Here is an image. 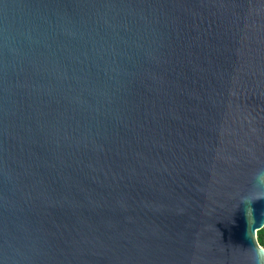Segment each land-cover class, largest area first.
<instances>
[{"label":"water","instance_id":"obj_1","mask_svg":"<svg viewBox=\"0 0 264 264\" xmlns=\"http://www.w3.org/2000/svg\"><path fill=\"white\" fill-rule=\"evenodd\" d=\"M259 168L264 0H0V264H249Z\"/></svg>","mask_w":264,"mask_h":264},{"label":"clouds","instance_id":"obj_2","mask_svg":"<svg viewBox=\"0 0 264 264\" xmlns=\"http://www.w3.org/2000/svg\"><path fill=\"white\" fill-rule=\"evenodd\" d=\"M253 184L255 188L260 191H253L251 193L244 194L241 200H248L253 196H264V168H259L254 173ZM257 193L258 195H253ZM248 233H246V236ZM249 264H264V245L256 242L255 234L251 235V243L248 247Z\"/></svg>","mask_w":264,"mask_h":264},{"label":"trees","instance_id":"obj_3","mask_svg":"<svg viewBox=\"0 0 264 264\" xmlns=\"http://www.w3.org/2000/svg\"><path fill=\"white\" fill-rule=\"evenodd\" d=\"M257 235L261 237V243L264 244V227L257 231Z\"/></svg>","mask_w":264,"mask_h":264},{"label":"snow or ice","instance_id":"obj_4","mask_svg":"<svg viewBox=\"0 0 264 264\" xmlns=\"http://www.w3.org/2000/svg\"><path fill=\"white\" fill-rule=\"evenodd\" d=\"M256 242L260 243L261 245H264V244L261 243V237L259 235H257V237H256Z\"/></svg>","mask_w":264,"mask_h":264}]
</instances>
